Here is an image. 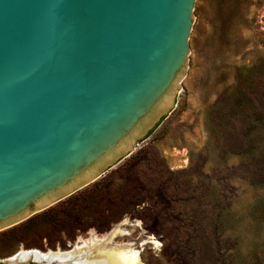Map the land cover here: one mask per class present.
Segmentation results:
<instances>
[{
  "label": "rangeland",
  "instance_id": "374dc122",
  "mask_svg": "<svg viewBox=\"0 0 264 264\" xmlns=\"http://www.w3.org/2000/svg\"><path fill=\"white\" fill-rule=\"evenodd\" d=\"M192 15L170 110L95 181L0 230V260L119 226L140 264H264V0H195Z\"/></svg>",
  "mask_w": 264,
  "mask_h": 264
},
{
  "label": "water",
  "instance_id": "95a60500",
  "mask_svg": "<svg viewBox=\"0 0 264 264\" xmlns=\"http://www.w3.org/2000/svg\"><path fill=\"white\" fill-rule=\"evenodd\" d=\"M194 1L0 0V230L95 181L160 122Z\"/></svg>",
  "mask_w": 264,
  "mask_h": 264
},
{
  "label": "bare ground",
  "instance_id": "6f19581e",
  "mask_svg": "<svg viewBox=\"0 0 264 264\" xmlns=\"http://www.w3.org/2000/svg\"><path fill=\"white\" fill-rule=\"evenodd\" d=\"M119 229L120 227L117 226L113 231L103 236L92 234L90 239L81 240L69 252L61 250L55 252L49 251L47 253L37 250L23 251L18 256L10 260L8 259V263H25L32 259L40 264H140L137 259L138 256L128 246H118V244H115V239L119 236ZM149 240L152 243L158 244L153 239Z\"/></svg>",
  "mask_w": 264,
  "mask_h": 264
},
{
  "label": "trees",
  "instance_id": "16d2710c",
  "mask_svg": "<svg viewBox=\"0 0 264 264\" xmlns=\"http://www.w3.org/2000/svg\"><path fill=\"white\" fill-rule=\"evenodd\" d=\"M151 131H152V130H151ZM151 131H150V132H151ZM150 132H149V133H150ZM260 142H263V141L260 140ZM258 205L261 207V214H262V213L264 214V200L261 201V202H259ZM43 213H44V212H43ZM263 214H262V215H263ZM31 220H32V218L28 219L27 222H28V221H31ZM27 224H28V223H27ZM20 225H22V224H20ZM20 225L13 227V228L11 229V231L20 228ZM14 233H16V232H14ZM14 233H13V234H14ZM0 264H3V263L0 262Z\"/></svg>",
  "mask_w": 264,
  "mask_h": 264
}]
</instances>
